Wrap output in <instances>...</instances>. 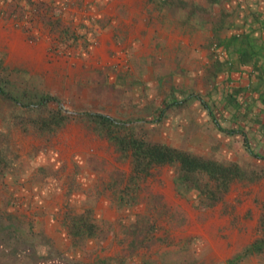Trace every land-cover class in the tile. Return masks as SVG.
<instances>
[{"label":"rangeland","instance_id":"374dc122","mask_svg":"<svg viewBox=\"0 0 264 264\" xmlns=\"http://www.w3.org/2000/svg\"><path fill=\"white\" fill-rule=\"evenodd\" d=\"M258 2L0 0V84L19 99L0 94V264H264V154L188 97L209 103L191 50L216 52ZM140 143L220 168L184 181Z\"/></svg>","mask_w":264,"mask_h":264},{"label":"crops","instance_id":"0c3cea01","mask_svg":"<svg viewBox=\"0 0 264 264\" xmlns=\"http://www.w3.org/2000/svg\"><path fill=\"white\" fill-rule=\"evenodd\" d=\"M259 1L252 17L239 20L230 27L228 38L217 40L220 45L216 52L208 50L213 42L204 50L197 42L191 57L208 64L210 75L206 74L203 92L209 96V103L197 93L188 95L201 101L199 107L213 129L226 135L227 140L237 141L244 152L255 157L261 155L255 150L264 154V2Z\"/></svg>","mask_w":264,"mask_h":264},{"label":"trees","instance_id":"16d2710c","mask_svg":"<svg viewBox=\"0 0 264 264\" xmlns=\"http://www.w3.org/2000/svg\"><path fill=\"white\" fill-rule=\"evenodd\" d=\"M0 94L6 98L11 99L14 102H19V99L13 95L12 93H10L9 91H6L0 84ZM194 96V95H193ZM51 100H57L55 97L53 96H45L42 97L39 101V103L36 104V106H42L47 104L48 102H50ZM185 101V99L180 100V101H166L163 103L162 107L159 109V116L163 115L164 112L170 108L173 105H180ZM87 116L90 117H95L98 118L99 120H101L102 122H106V123H113V124H121L120 122H118L116 119L110 117L109 115H105V114H101L98 112H86L84 113ZM141 144V143H140ZM140 150H145L146 151V155L148 156V158H152L158 162H164L167 160H173V159H179L182 163L181 166V170L183 171L182 173V177L184 181H191L194 180V176L197 170H219V166L203 161L201 160L199 157L197 156H193L190 155L188 153H184L181 151H177L175 149L172 148H168V147H163V146H153L150 147L149 144H141L140 145ZM150 151H152L150 153ZM150 154V155H149ZM212 165V167H211ZM227 170H223L224 171H233V172H239L240 168L238 166H232L230 168H225ZM255 246V245H253Z\"/></svg>","mask_w":264,"mask_h":264}]
</instances>
